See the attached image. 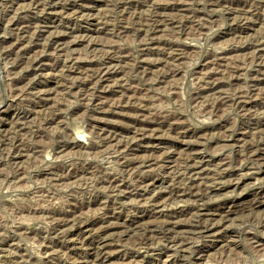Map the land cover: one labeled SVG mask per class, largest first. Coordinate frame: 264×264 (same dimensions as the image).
<instances>
[{"label": "rangeland", "instance_id": "1", "mask_svg": "<svg viewBox=\"0 0 264 264\" xmlns=\"http://www.w3.org/2000/svg\"><path fill=\"white\" fill-rule=\"evenodd\" d=\"M27 24L50 33L23 53ZM263 40L264 0H0V264H264ZM146 122L163 127L132 143Z\"/></svg>", "mask_w": 264, "mask_h": 264}, {"label": "bare ground", "instance_id": "2", "mask_svg": "<svg viewBox=\"0 0 264 264\" xmlns=\"http://www.w3.org/2000/svg\"><path fill=\"white\" fill-rule=\"evenodd\" d=\"M47 1V0H46ZM99 1H101V0H99ZM103 1H107V0H103ZM40 3V2H39ZM47 3V2H46ZM113 3V2H112ZM121 4V3H120ZM126 5L127 4H130L129 2H127L126 1V3H125ZM117 6H118V4H117ZM126 7V6H125ZM247 20H248V18H247ZM26 22V21H25ZM24 23V22H23ZM30 23V22H29ZM31 25V24H30ZM141 26H143L142 24H141ZM153 27V32L152 31H146V30H143V29H136V31L138 32V33H143V34H145V38H147L146 40H145V42L143 43V46L147 49V48H151L152 49V47L155 45V44H157L158 42L154 39V38H152L151 37V35L152 34H154V33H159L160 31L162 32V27H164V26H162V25H155V26H152ZM20 28V27H19ZM29 28H30V26L27 24V25H25V26H23L21 29H20V37L18 36V39H17V41H18V45H19V47L18 48H20L21 49V51L20 52H23V53H28V51H29V49L27 48V45H29V43H33L34 41H35V39L36 40H40L41 38H43L44 37V34L43 33H50V30H48L47 28H49L50 29V26H46V28L43 30V29H38L37 31H35V32H37L38 33V35L37 36H34V37H30V36H28L29 35V33H30V30H29ZM42 28V27H41ZM73 28V27H72ZM127 28V27H126ZM125 28V29H126ZM35 29V28H34ZM93 29V28H92ZM149 30V29H148ZM110 31H112V32H115V30H110ZM122 32H124V31H122ZM152 32V33H151ZM42 33V34H41ZM36 35V34H35ZM113 35V34H112ZM238 35V34H237ZM33 36V35H32ZM46 37V36H45ZM54 38V37H53ZM27 39L29 40V41H27ZM254 41V40H253ZM37 42V41H36ZM40 42V41H39ZM157 42V43H156ZM25 43H28L27 45H25ZM66 43V42H65ZM112 44H114V43H112ZM161 44V43H160ZM254 44V43H253ZM252 44V45H253ZM36 45V44H35ZM38 45V44H37ZM65 46V45H64ZM61 47V46H60ZM109 47V46H108ZM111 47H112V45H111ZM110 47V48H111ZM115 47H118V45L116 44L115 45ZM252 49H255V51L254 52H256V53H261V55H262V53H264V40L263 41H259V42H257L256 44H254L253 45V47H252ZM37 50V49H36ZM175 50V52H176V49H174ZM126 51V50H125ZM166 51V50H165ZM182 51V50H181ZM180 51V52H181ZM18 52H19V50H18ZM171 53V54H173V57L175 58V56H180V57H182V53ZM260 55V54H259ZM43 57V56H42ZM112 57H116L115 55L114 56H112ZM169 57H170V55H169ZM114 58H109V57H107L106 58V60H104V62L97 68V71L96 70H94V73H93V71H91L92 72V75H90L91 77H98L99 78V81L100 82H104V81H110V79L112 78V77H114V76H118L120 73L117 71V70H115V71H112L111 69V67H112V64H113V61H117L116 59H114ZM107 59H109V60H107ZM176 59V58H175ZM95 60V59H94ZM167 60V59H166ZM179 60V59H178ZM221 61H219V62H214V66L216 65V66H220V67H224V66H227L228 67V63H227V61H224L223 59H220ZM38 61V60H37ZM170 61V60H169ZM177 61V60H176ZM264 61V60H263ZM20 62V61H19ZM32 62V61H31ZM35 62V61H34ZM33 63V62H32ZM76 63V62H75ZM212 63V62H211ZM108 64V65H107ZM264 64V63H263ZM17 65V64H16ZM26 65V64H25ZM28 65H29V63H28ZM36 65H37V63H36ZM41 65L42 64H40V65H37L36 66V68H35V70H40L41 69ZM155 65V64H154ZM19 66V65H18ZM90 66V65H89ZM23 67V66H22ZM28 67V66H27ZM93 67V66H92ZM88 68V67H87ZM95 68V69H96ZM28 69V68H27ZM217 69V68H216ZM114 70V69H113ZM31 71V70H30ZM96 71V72H95ZM112 71V72H111ZM263 72V71H262ZM216 73V72H215ZM88 74V73H87ZM90 74V73H89ZM149 75V74H148ZM123 76V75H122ZM91 77H89V78H91ZM263 78H261V79H256V80H254V84L255 85H258V83L256 82V81H259V84H260V82H263L262 80H264V75L262 76ZM116 79V78H115ZM94 80V79H93ZM113 81H114V79H112ZM90 81V80H89ZM91 81H92V79H91ZM222 82V81H221ZM219 88H221V84H220V82H218L217 84H216V87L214 88V89H212L213 91H215L216 92V90L217 89H219ZM86 90V89H85ZM86 92H87V90H86ZM85 92V93H86ZM218 92V91H217ZM220 92V91H219ZM222 92H220V94H221ZM216 94V93H215ZM139 96V95H138ZM223 96V95H222ZM64 97V96H63ZM220 97V96H219ZM87 98V97H86ZM114 99V98H113ZM225 99V98H224ZM109 100V99H108ZM54 101V100H53ZM128 101V100H127ZM48 103V102H47ZM114 103V102H113ZM125 103V102H124ZM141 103V102H140ZM57 104V103H56ZM107 104V103H106ZM115 104H119V105H122L123 104V102L122 101H120V100H118V101H115ZM44 107H45V105H44ZM48 107V106H47ZM53 109V108H52ZM105 111H101V112H99V113H104ZM108 114V113H107ZM28 115V114H27ZM57 115V114H56ZM26 116V115H25ZM27 118V117H26ZM54 118H56V117H54ZM20 120H23V119H20ZM26 120L24 119V122H25ZM50 121H51V118H50ZM53 121V120H52ZM19 122V121H18ZM17 123V122H16ZM29 124V123H28ZM144 124H146V126L144 127V128H138L137 130H135V132H134V134H135V136H134V134H133V136H134V138H132V143H135V142H143L144 140H146L147 138H148V136H147V134L149 133V132H153V131H155L156 129L158 130V128L160 129V127L159 126H162L163 127V123H160V122H146V123H144ZM14 125V124H13ZM156 127H158V128H156ZM162 129H164V128H162ZM100 132V131H99ZM78 140V139H77ZM131 140V139H130ZM74 141V140H73ZM90 141H92V140H90ZM112 141V140H111ZM129 142V141H128ZM76 143V142H75ZM81 143V142H80ZM131 143V142H130ZM99 144V143H98ZM77 145V144H76ZM92 146V145H91ZM95 146V145H94ZM89 147H90V145H89ZM259 147V146H258ZM261 147V146H260ZM169 149V148H168ZM131 150V149H130ZM246 153L248 154V155H251V156H254V157H256V156H259V155H261V152L259 153V151L254 147V146H250L249 148L247 147V151H246ZM118 154V153H117ZM169 157V156H168ZM148 158V157H147ZM151 160L152 159H148V160H145V161H141V162H138V161H135V160H132V159H130L129 161H127V166H128V168L129 167H131V166H133V165H135V164H140L139 166H133V167H140V168H146L147 166H148V163H150L151 162ZM191 162H194L193 164H191V165H193V166H190V170H189V174H191V176H190V179H193V178H195V177H197L196 179L198 180V179H201L202 177H203V175H205V172L207 171V169L206 168H204L203 167V163L204 162H201V160L199 161V160H197V162L195 161V160H191ZM164 164V163H163ZM188 164V163H187ZM187 168H189V167H187ZM209 170V169H208ZM141 173V172H140ZM179 177H177V175H175L174 176V179L172 180L173 181V184H172V187L174 188V189H177V190H179V191H181L182 189H181V187L179 186V184H178V181H177V183H174V181H176L177 179H178ZM221 182V181H220ZM241 182V181H240ZM112 183V182H111ZM145 183V182H144ZM223 184H224V182H222ZM238 183V182H237ZM222 185V184H221ZM162 186V185H161ZM215 186H216V184H215ZM220 186V185H219ZM218 187V186H217ZM221 187V186H220ZM137 188V187H136ZM139 188V187H138ZM191 188V187H190ZM189 188V189H190ZM214 188V187H213ZM192 189H194V188H192ZM219 189V188H218ZM137 192H140L141 191V195H143V193H144V195H145V193H148V192H145L146 190H144V188H142L141 187V189L139 188V189H135ZM184 191V190H183ZM186 191V190H185ZM188 191V190H187ZM196 191V190H195ZM193 192V191H192ZM183 193V192H182ZM178 194V193H177ZM144 197V196H143ZM162 204V203H161ZM158 207V206H157ZM42 210V209H41ZM103 211V210H102ZM160 211V210H159ZM161 211H163L162 209H161ZM160 211V212H161ZM92 212V211H91ZM159 213V212H158ZM101 214V213H100ZM76 215V214H75ZM152 216V215H151ZM150 216V217H151ZM65 217V216H64ZM103 216H101V215H99V217H97V219H95V224L96 225H101L100 226V229H102L104 232L105 231H107V230H109V229H112L113 227H111L110 225L112 224V225H116L115 223H112L110 220H112V218L114 217V215L112 216H110V215H108V213H106V216H104L103 218H102ZM156 217V216H155ZM154 217V218H155ZM66 218V217H65ZM116 218H118V217H116ZM79 219V218H78ZM200 219V218H199ZM223 219V218H222ZM89 220V219H88ZM115 220V219H114ZM62 221V220H61ZM79 221V220H78ZM84 221V220H83ZM91 221V220H90ZM140 221V220H139ZM143 221V220H142ZM141 221V222H142ZM93 223V224H94ZM101 223V224H100ZM109 224V225H108ZM130 224V223H129ZM61 225V224H60ZM59 225V226H60ZM136 225V226H135ZM134 226H135V228H133V229H126V228H123L124 229V232L127 234V232L129 231H132V230H142V231H144V232H155V231H157V229L158 228H160V226H158L155 222H143V223H137V224H135ZM170 225H176V222L175 221H173L172 219L171 220H167L165 223H164V227H168V226H170ZM178 225V224H177ZM176 225V226H177ZM89 226H91V227H97V226H92V224H87V223H84L83 225H80L79 226V229L80 230H82L83 231V233L84 232H88L89 231ZM118 226H120V225H116L115 227L116 228H122L123 226H120V227H118ZM126 226V225H125ZM131 226V225H130ZM130 226H129V228H130ZM213 226H215V225H213ZM216 227V226H215ZM198 228H200L204 233H207V232H209L211 229L210 228H212V227H210V224H207V225H205V226H202V225H200V226H198ZM214 228V227H213ZM61 229H65V228H61ZM161 229V228H160ZM114 230H116V229H114ZM200 230V231H201ZM117 231V230H116ZM102 232V231H101ZM110 232H111V230H110ZM133 232H136V231H133ZM140 232V231H139ZM215 232V231H214ZM66 233H67V231H66ZM108 233V232H107ZM106 234V233H105ZM62 235V234H61ZM133 235V234H132ZM146 235V234H145ZM126 236V235H125ZM98 240V239H97ZM222 243V242H221ZM224 243V242H223ZM95 244V243H94ZM97 244H98V246H97V249H98V252H97V250H96V252H97V254L96 255H94V257H95V260H94V262H98V261H101L104 257H103V253H105L104 251H105V247H106V245H107V240L105 239V240H101L100 242H97ZM215 244V247H217V241L214 243ZM260 245V244H259ZM221 247V246H220ZM219 247V248H220ZM225 247V246H224ZM205 250V249H204ZM93 251V250H92ZM81 252V251H80ZM89 252H90V250H89ZM94 253V252H93ZM203 253V252H202ZM88 255V254H87ZM89 256V255H88ZM203 257V256H202ZM91 258V257H90Z\"/></svg>", "mask_w": 264, "mask_h": 264}]
</instances>
